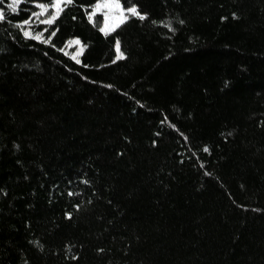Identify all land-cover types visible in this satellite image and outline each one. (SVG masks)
Returning <instances> with one entry per match:
<instances>
[{
  "label": "trees",
  "instance_id": "trees-1",
  "mask_svg": "<svg viewBox=\"0 0 264 264\" xmlns=\"http://www.w3.org/2000/svg\"><path fill=\"white\" fill-rule=\"evenodd\" d=\"M56 1L0 2V264H264V0H118L146 18L109 34L72 0L25 36Z\"/></svg>",
  "mask_w": 264,
  "mask_h": 264
},
{
  "label": "rangeland",
  "instance_id": "rangeland-1",
  "mask_svg": "<svg viewBox=\"0 0 264 264\" xmlns=\"http://www.w3.org/2000/svg\"><path fill=\"white\" fill-rule=\"evenodd\" d=\"M104 2H113V0H106ZM104 2H101L99 4H103ZM57 3V1L55 2V4ZM68 3L67 0H60V11L59 14L61 13L64 5ZM55 4L51 7V8H47L45 6H39V13L37 14L34 23L32 24H28L27 25V30L26 32L30 33V36L28 37H35L37 36L36 33L34 32V28L35 26H40V25H46V23H44V21L49 20L51 17L56 16L57 15V9L55 7ZM120 4V2H119ZM121 5V4H120ZM121 10L124 11V15L127 16L128 18L131 15V13H129L128 11L124 10L122 5H121V9H117L115 7L112 8H101L99 11H96L95 8L93 10V13H95L93 15H91L92 19H94L97 16H101V18L103 19V28H105V25H107V27L105 28V31H103L104 33H112L114 32L118 27H120L126 20H124L123 22H121L120 20V12ZM58 17V16H57ZM40 37V40L42 39L41 35H38ZM66 53L68 55H70L71 57L75 56L76 59H74L75 61L81 59L83 53H84V48L82 46V44L79 42L77 43H72L68 45V48L66 50ZM119 55H120V50H119Z\"/></svg>",
  "mask_w": 264,
  "mask_h": 264
},
{
  "label": "snow or ice",
  "instance_id": "snow-or-ice-1",
  "mask_svg": "<svg viewBox=\"0 0 264 264\" xmlns=\"http://www.w3.org/2000/svg\"><path fill=\"white\" fill-rule=\"evenodd\" d=\"M0 2H3V0H0ZM20 2H21V0H12V3H11V5H10V8H11V11H12V12H15V11L17 10V5H18ZM67 2H68V3H71L72 0H67ZM42 7H43V6H42ZM55 7H56V9H57V15H56V16H53V17H52L51 19H49V20L44 21V23H46V24H52V23L54 22V20L57 18V16L59 15V11L61 10V9H60V0H57V3L55 4ZM102 7H103V8H109V9L112 8V7H115V8H117V9H121V5L119 4L118 0H113V2H104L103 4H97V5L95 6V10H96V11H99ZM127 11H128L129 13H131L132 16H136V17H138V18L141 19V20H143V19L146 18L144 15H142V14H140V13L138 12V10H137V8H136L135 6H129L128 9H127ZM94 14H95V13H93V15H94ZM127 18H128V17L124 15V11L121 10V12H120V20H121V22H123V21L126 20ZM4 19H5L4 13H3L2 11H0V20H4ZM89 19H91V16L89 17ZM106 27H107V25H105V28H106ZM105 28H101L100 30H101V31H105ZM105 34H107V33H105ZM24 35H25V36H30V33H29V32H25ZM31 38H33V39H40L39 36H35V37H31ZM72 43H77V44H78L79 41L77 40V41H70V42H69V44H72ZM116 50H117V52H119V50H120L119 41L116 42ZM72 58H73V59H76L75 56H73ZM122 58H124V57H123V54H120L119 56H117V59H122ZM79 62H80V61L77 60V63H79ZM204 151H208V149L205 148Z\"/></svg>",
  "mask_w": 264,
  "mask_h": 264
}]
</instances>
